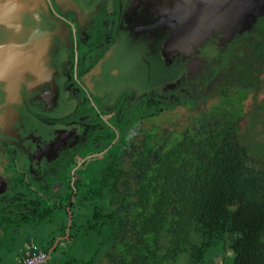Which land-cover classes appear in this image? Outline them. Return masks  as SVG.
I'll use <instances>...</instances> for the list:
<instances>
[{
	"label": "flooded vegetation",
	"instance_id": "flooded-vegetation-1",
	"mask_svg": "<svg viewBox=\"0 0 264 264\" xmlns=\"http://www.w3.org/2000/svg\"><path fill=\"white\" fill-rule=\"evenodd\" d=\"M163 7L170 0H0L9 72L0 76V205L60 184L71 164L74 182L84 162L105 156L108 146L98 148L126 137L128 121L169 134L160 115L199 110L171 129L174 139L228 122L237 133L264 126L246 80V65L257 79L264 70V59L251 58L264 42V12L239 32L215 30L188 52H170V19L157 20Z\"/></svg>",
	"mask_w": 264,
	"mask_h": 264
},
{
	"label": "trees",
	"instance_id": "trees-1",
	"mask_svg": "<svg viewBox=\"0 0 264 264\" xmlns=\"http://www.w3.org/2000/svg\"><path fill=\"white\" fill-rule=\"evenodd\" d=\"M135 121L74 182L71 164L60 184L0 205V264H21L28 242L49 252L69 211V233L43 264H264V158L253 144L232 122L174 139L173 130H131Z\"/></svg>",
	"mask_w": 264,
	"mask_h": 264
},
{
	"label": "water",
	"instance_id": "water-1",
	"mask_svg": "<svg viewBox=\"0 0 264 264\" xmlns=\"http://www.w3.org/2000/svg\"><path fill=\"white\" fill-rule=\"evenodd\" d=\"M162 9L157 20L161 19L159 23H163L164 18L170 19V52H188L191 46L204 42L215 30L227 28L235 33L249 27L264 12V0H170V10ZM157 10L158 6L154 12ZM149 12L152 15L151 9ZM1 50L6 53V49ZM4 60L7 61V56H0V76L6 77L9 72L2 65ZM71 224L72 212L69 211L66 236L57 237L49 254L62 238L67 237Z\"/></svg>",
	"mask_w": 264,
	"mask_h": 264
},
{
	"label": "rangeland",
	"instance_id": "rangeland-1",
	"mask_svg": "<svg viewBox=\"0 0 264 264\" xmlns=\"http://www.w3.org/2000/svg\"><path fill=\"white\" fill-rule=\"evenodd\" d=\"M262 31L263 34L261 36V38H264V26L262 27ZM256 40H258V37L255 36L254 37ZM254 45V42H252L250 45L248 44L247 46H245V53H248V50ZM244 49V47H243ZM252 59L255 60H259V59H264V42L259 44L253 52V55L251 56ZM246 68L249 69V77L246 78V80H251L252 82H254L253 88L250 90L251 94H254V97L256 99V101L258 103H255L256 106H254V110H258L259 112H263L264 111V70L260 71L262 72L261 77L259 75V71L257 72L258 75V79L257 76L255 75L253 77V73L255 71V68L252 67L250 69V67L248 65H246ZM243 75V74H242ZM249 80V81H250ZM248 84V83H246ZM213 96V94H211ZM251 98H248L247 100V107L246 108H250L252 101L250 100ZM201 106V105H199ZM172 113H163L162 115L159 116L158 119V127L159 128H166L168 130L171 129H178L181 128L183 126L181 125H186L187 123L185 121H187V118L189 116H191L192 114L198 113L199 110H195V108H191V111H186L183 113L181 112H174V111H170ZM249 114H252L250 111L248 112ZM191 114V115H190ZM184 122V123H183ZM262 122H264L262 119L258 121L257 125L260 126L262 124ZM242 125H244V123H242ZM247 127V126H245ZM264 126H261L260 128H256L253 131L249 132L248 129L243 128L242 130H240L238 132V136H239V140L241 142H248V143H252L254 148H257L260 150V152H257L254 148L251 149L253 157H260L264 158ZM256 152V153H255ZM58 215L63 216L62 211L60 210ZM26 242V239L24 240H19L16 241L14 243V245L11 244L12 247H14L15 249H19V247H21V244H23V242ZM30 242H28L25 246L27 247L29 245ZM227 253H230L229 250H227ZM216 259L219 262H222L224 260V256L218 255L216 257ZM183 260V259H182ZM186 260L182 261V262H178L176 264H185Z\"/></svg>",
	"mask_w": 264,
	"mask_h": 264
},
{
	"label": "built area",
	"instance_id": "built-area-1",
	"mask_svg": "<svg viewBox=\"0 0 264 264\" xmlns=\"http://www.w3.org/2000/svg\"><path fill=\"white\" fill-rule=\"evenodd\" d=\"M25 253L21 264H43L49 258V252L33 242L26 247Z\"/></svg>",
	"mask_w": 264,
	"mask_h": 264
}]
</instances>
